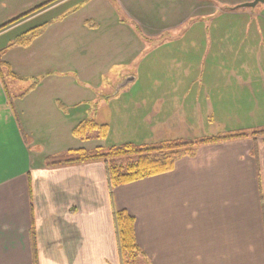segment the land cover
<instances>
[{
    "label": "crops",
    "instance_id": "obj_1",
    "mask_svg": "<svg viewBox=\"0 0 264 264\" xmlns=\"http://www.w3.org/2000/svg\"><path fill=\"white\" fill-rule=\"evenodd\" d=\"M47 1L0 0V26ZM162 1L177 0H56L0 30V57L22 77L9 83L29 82L12 93L0 79V264H34L33 224L38 264H121L115 209L135 217L145 264H264V136L204 144L112 191L104 162L46 165L91 147L73 134L85 119L108 126L103 146L189 138L204 125L218 128L207 136L264 128V10L220 21L198 17L208 5L175 3L162 16ZM107 17L114 26L98 30Z\"/></svg>",
    "mask_w": 264,
    "mask_h": 264
},
{
    "label": "trees",
    "instance_id": "obj_2",
    "mask_svg": "<svg viewBox=\"0 0 264 264\" xmlns=\"http://www.w3.org/2000/svg\"><path fill=\"white\" fill-rule=\"evenodd\" d=\"M55 1L49 0L29 10L0 26V30L48 7ZM45 26L46 23L26 30L18 35L12 44H29L42 33ZM3 67H6V72ZM8 76L21 79L7 62L0 59V77L5 87H7L6 78ZM93 131H98V136L105 138L108 134V126L99 124L91 119H85L74 127L73 134L81 139H88ZM259 135H264V128L252 131L226 132L213 136L204 135L196 138L167 139L153 143L126 142L119 145H111L110 147L97 146L93 150L85 148L70 149L63 154L48 157L46 164L48 167H61L97 161L104 162L110 191H112L116 186L171 171L180 158L195 155L197 149L204 144ZM114 226L121 264H134L137 257L139 258L140 255H143L136 240L135 217L125 209H115ZM31 229L34 264H38L34 224Z\"/></svg>",
    "mask_w": 264,
    "mask_h": 264
},
{
    "label": "rangeland",
    "instance_id": "obj_3",
    "mask_svg": "<svg viewBox=\"0 0 264 264\" xmlns=\"http://www.w3.org/2000/svg\"><path fill=\"white\" fill-rule=\"evenodd\" d=\"M251 1H253V0H177L174 3H172V2L169 3L168 1H162L161 4H160V6H159V9H160V11L162 13V16H165V13L171 8L172 4H174V5H175V3H177V5H191V4H193V6H196V5H198V3H201V5L204 4V6L208 5L209 7H205V8H202V10H199L198 13H197L198 17H201V16L206 17L207 15H209V17H210L209 19L210 20L211 19H214L215 17H218L219 18L218 20L223 21L224 19H223L222 16H224V17H231V14L234 13L235 11L244 10V11H251L253 13H260L261 11L264 10V3H258L255 7H240L239 6V5H242L243 3H247V2H251ZM76 3L77 2H73V5H75ZM196 9H198V8H195V10ZM206 13H208V14L205 15ZM37 20H39V19H37ZM43 21H44V19H40L36 23L43 22ZM194 21L192 23L193 30L206 31L208 29H211V28H206V26H209V24L204 23V22H199V21H201V19H199V21H195V22ZM225 23H228V22H225ZM34 24L35 23H33V25ZM113 24L114 23L112 22V20L108 19V17H107V18H105V20L103 22H100V23L98 22L96 24V27H98V30H99V26H100L103 29V32H106V31H108L109 29H111L114 26ZM213 24H214L213 26H215L214 27V30L218 26H224L225 25L224 23L217 24L216 22L213 23ZM33 25H31V26H33ZM128 26H130L132 28V30H135V32H137L139 30L138 27L135 24L129 23ZM0 59H1V57H0ZM1 61H3V60L1 59ZM127 67H128V71L130 72L131 75L134 74V71H135V74H136V70H137L136 55H134L133 57H129V60H128V63H127ZM3 69L6 72V70H7L6 67H3ZM20 78L22 79V77H20ZM0 79H1V77H0ZM12 79L14 80L16 78L11 77V76H8L6 78V82H7V87L6 88L7 89L10 88L12 90V93L15 92V91H23L24 89L28 88V86H29V82L24 81V82H21V84L17 85L16 88H14V87H12L11 83H9V81L12 80ZM105 82H107V80H105ZM129 88H131V87H129ZM129 88H126L123 91V94ZM120 94H122V93H120ZM135 95H136V92L130 90V94L127 95V98L132 97V96H135ZM94 107H95V105H94ZM98 111H102V110H98ZM99 114L102 115V113H99ZM115 121L117 123L120 122L119 120H115ZM195 126H200V125H195ZM217 129L218 128L216 126H212V127L208 128L207 126L204 125L202 128H195V129H193L194 131L192 130L193 131L192 134H188L186 137L196 138V137L202 136V134L210 135L208 133H217ZM262 136H264V135H259L258 137H262ZM25 137H26V142L27 143H32V141H33L32 139L33 138H30V136H27V135ZM125 137H127V139H131L133 137H137L138 139H140L141 134H139L138 136L127 135ZM11 139H12V136H11ZM88 139H89L88 144L91 145V147H89L88 150H93L94 148H96V147H93V145H96V144L99 145V146H103V145H100V142L101 143L102 142H105L108 145L112 141H114L113 140V137H110L108 140L107 139L104 140V138L98 136V131H93L92 133H90ZM222 142H224V141H222ZM14 143L18 145V142H14ZM12 144H13V142H12ZM32 147L34 149L36 148V147H34V145ZM103 147H110V146H106L105 145ZM37 148H38V146H37ZM199 148L197 149L196 153L198 152ZM63 153H65V152H62L60 154H63ZM26 155L27 154H24V153L22 155V153H21V154H19L17 156L16 164L13 166V169L15 170V172H18L19 169H20V165H19L20 164V160L23 162L24 161V158L26 160L28 159ZM56 155H58V154H53L51 156L54 157ZM18 160H19V162H18ZM49 168H55V167H49ZM26 170L29 171V168L26 167ZM24 177H25L26 182H27V180L30 181L31 180V173H27V176L24 175ZM135 261L136 262L134 264H145L144 263L145 261H144L143 255H140L139 258L137 257V259Z\"/></svg>",
    "mask_w": 264,
    "mask_h": 264
},
{
    "label": "water",
    "instance_id": "obj_4",
    "mask_svg": "<svg viewBox=\"0 0 264 264\" xmlns=\"http://www.w3.org/2000/svg\"><path fill=\"white\" fill-rule=\"evenodd\" d=\"M258 3H264V0H253L251 2L243 3L240 7H255Z\"/></svg>",
    "mask_w": 264,
    "mask_h": 264
}]
</instances>
